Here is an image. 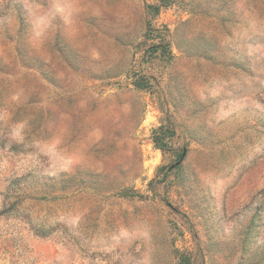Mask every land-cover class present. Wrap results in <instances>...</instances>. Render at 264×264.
<instances>
[{"label":"rangeland","instance_id":"374dc122","mask_svg":"<svg viewBox=\"0 0 264 264\" xmlns=\"http://www.w3.org/2000/svg\"><path fill=\"white\" fill-rule=\"evenodd\" d=\"M0 264H264V0H0Z\"/></svg>","mask_w":264,"mask_h":264}]
</instances>
